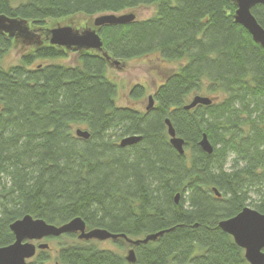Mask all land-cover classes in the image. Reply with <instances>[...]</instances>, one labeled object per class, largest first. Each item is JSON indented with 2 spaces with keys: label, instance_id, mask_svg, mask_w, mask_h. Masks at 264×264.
I'll return each mask as SVG.
<instances>
[{
  "label": "trees",
  "instance_id": "trees-1",
  "mask_svg": "<svg viewBox=\"0 0 264 264\" xmlns=\"http://www.w3.org/2000/svg\"><path fill=\"white\" fill-rule=\"evenodd\" d=\"M141 5H154V15L98 29L113 60L157 55L179 63L145 111L117 103L102 53L34 66L70 52L45 42L23 46L19 62L5 67L2 58L18 43L0 33V247L15 241L10 226L26 215L55 225L80 217L87 230L135 240L164 231L137 246L116 239L134 248V262L79 239L61 245L54 262L47 249L27 264H249L219 225L246 206L264 213V48L235 21L234 2L0 0V13L47 27L49 19ZM252 12L264 28V4ZM200 92L212 103L185 109ZM145 94L142 85L131 89L133 97ZM166 119L184 139V154L171 144ZM75 127L90 137H77ZM204 134L212 153L199 144ZM131 135L142 138L121 146Z\"/></svg>",
  "mask_w": 264,
  "mask_h": 264
},
{
  "label": "water",
  "instance_id": "water-1",
  "mask_svg": "<svg viewBox=\"0 0 264 264\" xmlns=\"http://www.w3.org/2000/svg\"><path fill=\"white\" fill-rule=\"evenodd\" d=\"M236 5L235 21L245 27L252 35L254 41L264 48V28L258 22L252 9L259 4H264V0H232ZM137 19L133 12L130 13H103L89 19L86 24L77 27L73 22L63 24L57 22L51 26L38 27L27 19L11 17L0 13V33L6 34L17 43L23 46H40L45 42L69 51H89L95 50L106 56L111 67L124 68L125 62L113 60L103 49V40L99 33V27L104 25L127 24ZM212 98L208 96L195 95L184 108L192 109L198 104L208 105L212 103ZM155 103L153 95L149 96L147 110L153 108ZM170 141L173 147L180 153H185L184 139L176 136V131L169 119H166ZM75 135L88 139L89 130L78 127ZM139 135L124 137L120 145L125 147L141 140ZM203 150L208 153L213 152V147L207 135L204 134L199 142ZM215 194H221L217 188L213 189ZM180 194L176 195L178 202ZM222 230L230 234L235 243L244 250V256L249 264H264V213L246 206L237 215L223 219L219 222ZM11 231L15 236V241L7 246L0 247V264H27L36 256L37 250H47L50 245L43 242L47 238H57L65 234H77L80 240L105 241L116 240L125 237L127 242L133 246L156 240L164 231L149 234L145 238L130 239L123 234L111 233L108 230L96 228L87 230L84 220L76 217L71 221L55 225L49 224L40 218L26 215L15 220L11 226ZM36 242H39L38 244ZM128 262H134L136 254L134 248H130L126 255Z\"/></svg>",
  "mask_w": 264,
  "mask_h": 264
},
{
  "label": "rangeland",
  "instance_id": "rangeland-1",
  "mask_svg": "<svg viewBox=\"0 0 264 264\" xmlns=\"http://www.w3.org/2000/svg\"><path fill=\"white\" fill-rule=\"evenodd\" d=\"M130 12H133L136 15L137 19L139 20L148 19L154 15L155 6L141 5L136 8L125 10L122 13H130ZM88 20L89 19L83 15H76L74 17L59 21H53L49 19L47 20L46 25L51 26L57 22L63 24L73 22L75 26L80 27L84 25L85 22H87ZM22 47L23 46L21 44L13 45L10 51L2 58L1 64L5 67H8L10 65L18 63L23 52L26 51L25 49L24 51ZM23 48H27V47L24 46ZM77 57H78L77 52L70 51L68 52L65 58L45 59V60L38 59L35 62L34 66L38 64H47V63H64L71 65L76 63ZM178 64L179 63L167 62L165 60H162L157 55H149L146 57L127 60L125 62V67L121 69L116 67H111L109 69L110 70L109 73L111 77L118 83L119 86L117 103L120 106H130L143 111L147 110V106L149 103V96L150 95L154 96L157 87L163 83L166 76L171 71L176 69ZM136 85H142L145 87L146 90L145 96L137 97V98L131 96V89ZM195 95L211 97L209 94L200 92L192 95L190 97V100ZM76 128L77 127H75L74 129ZM76 241H80L77 234H75V237L73 238L65 235L58 238H47L43 240V242H47L50 245L49 250L51 252L53 262L57 255V251L61 245L73 243ZM97 242L101 248L113 250L124 256L127 255L128 250L130 249V246L128 245L127 242H124V244L120 246L119 244H117L116 240L113 239H109L105 241H97Z\"/></svg>",
  "mask_w": 264,
  "mask_h": 264
},
{
  "label": "flooded vegetation",
  "instance_id": "flooded-vegetation-1",
  "mask_svg": "<svg viewBox=\"0 0 264 264\" xmlns=\"http://www.w3.org/2000/svg\"><path fill=\"white\" fill-rule=\"evenodd\" d=\"M85 24H86V22H85ZM82 26H83V25H82ZM80 27H81V26H80ZM28 47H30V48H31V47H35V46H28ZM36 243L38 244V242H36Z\"/></svg>",
  "mask_w": 264,
  "mask_h": 264
},
{
  "label": "bare ground",
  "instance_id": "bare-ground-1",
  "mask_svg": "<svg viewBox=\"0 0 264 264\" xmlns=\"http://www.w3.org/2000/svg\"><path fill=\"white\" fill-rule=\"evenodd\" d=\"M69 18H71V17H69ZM67 19V18H66ZM63 20H65V19H63ZM59 21V20H58ZM82 129H84V128H82ZM87 130V129H86ZM234 239V238H233Z\"/></svg>",
  "mask_w": 264,
  "mask_h": 264
}]
</instances>
